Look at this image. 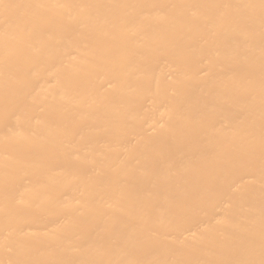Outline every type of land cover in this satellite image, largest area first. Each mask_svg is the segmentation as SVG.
<instances>
[{
	"label": "bare ground",
	"instance_id": "bare-ground-1",
	"mask_svg": "<svg viewBox=\"0 0 264 264\" xmlns=\"http://www.w3.org/2000/svg\"><path fill=\"white\" fill-rule=\"evenodd\" d=\"M0 264H264V0H0Z\"/></svg>",
	"mask_w": 264,
	"mask_h": 264
}]
</instances>
